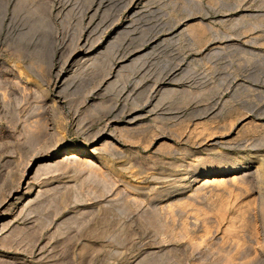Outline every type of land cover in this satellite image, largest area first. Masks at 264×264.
I'll return each mask as SVG.
<instances>
[{
    "label": "rangeland",
    "instance_id": "rangeland-1",
    "mask_svg": "<svg viewBox=\"0 0 264 264\" xmlns=\"http://www.w3.org/2000/svg\"><path fill=\"white\" fill-rule=\"evenodd\" d=\"M0 264H264V0H0Z\"/></svg>",
    "mask_w": 264,
    "mask_h": 264
}]
</instances>
